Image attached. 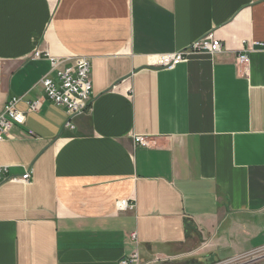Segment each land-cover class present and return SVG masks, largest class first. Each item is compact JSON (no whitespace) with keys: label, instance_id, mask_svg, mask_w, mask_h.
Listing matches in <instances>:
<instances>
[{"label":"crops","instance_id":"obj_1","mask_svg":"<svg viewBox=\"0 0 264 264\" xmlns=\"http://www.w3.org/2000/svg\"><path fill=\"white\" fill-rule=\"evenodd\" d=\"M208 34L220 53L154 67ZM258 43L264 0H0V113L17 98L27 118L0 167L31 172L0 186V264H264ZM49 55L91 62L72 130L41 84Z\"/></svg>","mask_w":264,"mask_h":264},{"label":"built area","instance_id":"obj_2","mask_svg":"<svg viewBox=\"0 0 264 264\" xmlns=\"http://www.w3.org/2000/svg\"><path fill=\"white\" fill-rule=\"evenodd\" d=\"M264 49V43L256 44ZM223 44L213 34H208L200 40L191 44L188 48L172 54H161L153 57L154 67L159 69H174L179 64L188 61L189 57L199 53H207L215 55L222 51ZM41 53L36 52L35 57H40ZM51 63V73L56 74L55 78L50 75L41 82L46 95L57 105L63 106L67 110L68 121L65 129L72 130L75 128L73 121L90 112L93 99V81L91 74V62L89 58L77 56L66 64L65 60H61L49 55ZM249 58L246 54H242L238 58L240 65H246ZM19 100L13 98L9 100L3 112L0 113V141L10 137V133L15 125H25L26 112L17 108ZM29 112H39L42 103L40 101L29 102ZM30 136L34 133L30 132ZM136 142L143 147L149 146V142L145 138L138 137ZM31 172H27L23 177L9 176L8 168L0 167V186L6 182H29ZM134 204L129 201L119 203L120 211H130L134 209ZM140 258L138 252L133 254L129 259L124 260L121 264H139Z\"/></svg>","mask_w":264,"mask_h":264}]
</instances>
